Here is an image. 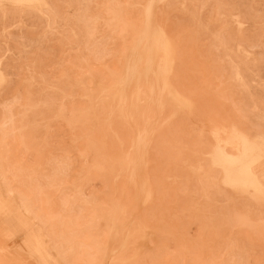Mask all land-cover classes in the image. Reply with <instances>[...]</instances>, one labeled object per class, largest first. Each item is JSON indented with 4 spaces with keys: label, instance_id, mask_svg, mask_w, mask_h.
Returning a JSON list of instances; mask_svg holds the SVG:
<instances>
[{
    "label": "rangeland",
    "instance_id": "rangeland-1",
    "mask_svg": "<svg viewBox=\"0 0 264 264\" xmlns=\"http://www.w3.org/2000/svg\"><path fill=\"white\" fill-rule=\"evenodd\" d=\"M148 6L177 47L172 82L192 103L150 102L153 194L144 199L122 165L137 152L144 117L124 114L133 87L121 105L110 86ZM235 132L264 137V0H0V230L11 234L3 250L12 252L0 251L5 264H264V158L257 193L226 182L215 157L219 147L238 153ZM115 202L126 211L108 212ZM109 218L127 232L110 239ZM141 220L155 237L135 258L130 236Z\"/></svg>",
    "mask_w": 264,
    "mask_h": 264
},
{
    "label": "bare ground",
    "instance_id": "bare-ground-1",
    "mask_svg": "<svg viewBox=\"0 0 264 264\" xmlns=\"http://www.w3.org/2000/svg\"><path fill=\"white\" fill-rule=\"evenodd\" d=\"M16 1H32V0H16ZM37 1V0H36ZM126 1V0H125ZM148 1V0H147ZM158 1V0H157ZM39 2V0H38ZM128 4V3H126ZM147 4V3H146ZM40 6V5H39ZM146 6V5H145ZM152 6V4H151ZM151 6H148V8L146 9V19H145V23H144V26L142 27V29L140 30H137L138 34L137 35H134L136 36L134 39H136L134 42H131L133 43V45L131 46L130 44V51H129V56L128 58H125V60L128 59L127 61V64L126 62L124 63L126 65L125 69L124 67L122 68V70L124 69V71L119 75V73L113 77V75L111 74V76L114 78V82L111 84V91H112V96H115V97H118L119 100H118V103L120 101V104L121 105H125L126 101L128 100V93L127 91L129 90L128 88L130 87H133V89L131 90V93L132 95H130L129 93V97H131V102L133 103V108L132 110L130 111L129 109H126L127 111H125V115L126 117L128 118H132L135 116V114L137 112H141V115L144 117L143 119L145 120H142L144 123V127L142 129H138V133H137V137H136V153L135 155H133V153L131 154L133 157L131 158H126L128 160H125L123 161L122 165H126L127 166V169L130 170L129 173H130V179L134 182L136 188L142 193L144 199H148L152 194H153V186H152V183L150 181V178L149 176L147 175L146 173V166H147V160L145 158V156L147 155V151H148V147H149V144H150V140L152 138V135L153 133L155 132L156 130V126H155V123L152 121V117L153 116V113L151 114V111H155L156 109H154V106H151L150 105V102L153 101V103H156L158 104L159 106H164L165 102H166V97L168 98L167 100L169 101H172L174 102V104L177 105V107H185V106H189L192 102H191V99L183 94L172 82V76H171V73H172V68L174 67V63H175V58H176V51H177V47L173 41V39L167 34V32L165 31V29L159 25L155 19V16H154V12L152 10V7ZM155 6V5H154ZM108 7V6H107ZM110 7V6H109ZM144 7V6H143ZM118 11V10H117ZM119 11L121 12V9H119ZM145 11V10H144ZM119 14V13H118ZM115 16V15H114ZM113 18L116 19L117 16H115ZM122 17V15H121ZM112 18V19H113ZM111 19V18H110ZM123 19V18H122ZM143 19V20H144ZM125 20V19H124ZM127 21V20H125ZM124 21V22H125ZM122 23L123 24H126V22L124 23L123 21H118L117 23ZM128 22V21H127ZM118 25V24H117ZM129 26L131 25V23H128L126 24V26ZM143 25V24H142ZM141 25V26H142ZM116 26V25H115ZM125 26V28H126ZM133 24L129 27H132ZM115 28V27H114ZM133 28H135L133 26ZM132 28V29H133ZM123 32V29L121 30ZM120 31V32H121ZM121 32V33H122ZM120 36H123L120 35ZM128 36V35H127ZM126 45H124L125 47ZM122 47V46H120ZM129 46H126L125 48H127ZM129 50V48H127ZM123 50V49H122ZM125 50V49H124ZM126 50V52L128 51ZM124 53V51H122ZM125 52V53H126ZM128 53V52H127ZM126 53V54H127ZM128 55V54H127ZM114 56V55H113ZM127 57V56H126ZM118 60V59H117ZM106 64V63H105ZM107 65V64H106ZM115 66V65H113ZM108 67V65H107ZM91 68L89 67V70ZM107 70H109L107 68ZM113 70V69H112ZM111 71L109 70V73ZM119 72V71H118ZM121 72V71H120ZM88 73V72H86ZM85 73V74H86ZM94 72H92V74L88 73L90 76H93ZM113 73V72H112ZM87 74V75H88ZM115 75V74H114ZM96 76V74H95ZM94 76V78H96ZM98 77V76H97ZM116 77V78H115ZM84 78V77H82ZM93 78V77H92ZM112 78V79H113ZM98 79V78H97ZM97 79H93L95 82H98L96 81ZM84 80V79H83ZM81 80V81H83ZM93 80H92V83H93ZM79 82V81H77ZM84 82V81H83ZM82 82V83H83ZM91 83V84H92ZM84 84V83H83ZM98 84H100L98 82ZM102 84V83H101ZM100 84V88L101 90H105L102 88ZM90 85V84H89ZM88 85V86H89ZM94 84H92L91 86H93ZM87 86V85H86ZM88 86H87V89H88ZM90 86V87H91ZM97 83H96V87H97ZM95 87V85H94ZM92 87V88H94ZM104 87V86H103ZM106 87V86H105ZM109 87V86H108ZM106 87V90L107 88ZM147 88L149 89V93L151 92L152 95L151 96V100L148 101L146 100L145 103H143V100H142V97H143V92H144V88ZM98 91L101 92V90H99L98 88H96ZM95 89V91H96ZM94 89H92L93 91ZM110 90V89H109ZM87 91V90H86ZM90 91V90H89ZM88 91V92H89ZM94 94H96L97 92H94ZM103 93V92H102ZM88 94V93H86ZM92 94V93H90ZM98 94V93H97ZM96 94V95H97ZM100 94V93H99ZM70 96V94H69ZM106 96V95H105ZM166 96V97H165ZM81 97V96H79ZM85 97V95L83 96ZM87 97V95H86ZM96 98V96H94ZM132 97L134 98L132 100ZM88 98H91L92 100V95L91 97H89L88 95ZM95 98L93 100H95ZM114 98V97H113ZM147 98V97H146ZM150 98V97H149ZM148 98V99H149ZM152 103V102H151ZM152 103V104H153ZM170 103V102H168ZM155 104V105H156ZM173 104V103H172ZM94 105V104H93ZM157 105V106H158ZM118 106V105H117ZM130 106V105H129ZM128 106V102H127V107L129 108ZM157 106H155L156 108H158ZM92 107V105H91ZM123 107V106H121ZM119 107V108H121ZM153 107V108H152ZM94 108V107H93ZM126 107H123V111L125 110ZM163 108V107H162ZM182 108V110H183ZM188 108V107H187ZM191 108V107H190ZM190 108L188 109V111L190 112ZM160 109V108H159ZM159 109H157V111L159 112ZM181 109V108H180ZM62 110H65V109H62ZM121 112V110H120ZM156 112V111H155ZM162 112V111H161ZM160 112V113H161ZM157 113V112H156ZM154 113V115L156 114ZM61 114V113H59ZM73 114V113H72ZM90 114V113H89ZM122 114V115H124ZM159 114V113H158ZM76 116V115H75ZM63 117V115H62ZM67 116H65L66 118ZM72 118H77L76 117H71V121L73 120ZM126 118V119H127ZM68 119V118H67ZM74 119V120H75ZM82 119V118H81ZM80 119V120H81ZM84 119V118H83ZM72 121V122H75V121ZM79 120V119H77ZM76 120V121H77ZM128 120V119H127ZM84 122V121H81V123ZM167 122V121H166ZM100 123V122H99ZM132 123V122H131ZM136 122H134V125H135ZM137 124V123H136ZM133 125V124H132ZM136 132V131H135ZM17 137V136H16ZM23 137V136H22ZM21 137V138H22ZM233 138H236L238 139V153H235V154H232L230 152H228L226 149L224 148H221L219 147L215 153V157H216V160H217V163L220 164L225 173H226V182L236 186V187H239V188H242V189H248L250 187H253L255 189V191L257 193H262L263 192V189H262V182L260 180V177L259 175L255 172L257 167H256V163H258L259 161H261L263 158H264V137L262 136H247L243 133H239V132H235L233 134ZM16 139V138H15ZM21 142L22 139H20ZM18 143H19V140H17ZM91 140H89L88 142H90ZM135 141V140H134ZM3 143V142H2ZM23 144V143H21ZM20 144V145H21ZM102 144V143H101ZM134 144V145H135ZM2 148V147H1ZM130 149V148H129ZM134 150V149H133ZM132 150V151H133ZM141 150L140 154L139 151ZM80 151V150H79ZM135 151V150H134ZM129 152V151H128ZM81 153V156H82V152L80 151ZM128 154V153H127ZM130 155V156H131ZM25 157V156H24ZM93 157V155H92ZM98 157V156H97ZM96 157V158H97ZM106 157V156H105ZM94 158H95V155H94ZM93 158V159H94ZM98 158H101L98 157ZM97 158V160H98ZM102 159V158H101ZM101 159L98 160L101 161ZM125 159V158H123ZM109 160V158L107 159ZM117 160V159H116ZM119 160V159H118ZM95 160H93V163H94ZM104 161V160H103ZM102 161V163H104ZM111 161V160H109ZM108 161V162H109ZM119 162V161H118ZM91 163V162H90ZM100 163V162H99ZM112 163V162H111ZM111 163H108V164H111ZM120 163V162H119ZM107 164V161H106V164H104V166L107 168L106 165ZM95 167L97 169H100V167L98 168V166L100 164H98V166L96 165V162L94 163ZM94 165H92L94 167ZM103 166V165H102ZM103 166V168H104ZM111 166V165H110ZM108 165V167H110ZM102 168V169H103ZM112 168V167H111ZM111 168H108L111 169ZM126 168V167H125ZM126 169V170H127ZM127 170V171H128ZM119 172H120V169H119ZM119 172H118V175H119ZM117 175V176H118ZM9 178V177H8ZM129 178V177H128ZM96 185V184H95ZM99 187V186H98ZM102 187V186H101ZM100 188V187H99ZM106 188V187H105ZM135 188V189H136ZM97 189V188H96ZM103 189V187H102ZM108 189V188H107ZM104 190V189H103ZM106 191V190H104ZM21 197V196H20ZM19 197V198H20ZM28 199V197H27ZM118 199V198H117ZM256 199V198H255ZM262 199V198H261ZM264 199V198H263ZM142 200V198H141ZM117 202L118 201H121V200H116ZM114 202V201H113ZM68 203V202H67ZM116 203V202H115ZM114 203V204H115ZM120 203V202H118ZM116 203V204H118ZM112 205L113 208H110V207H107V208H110L108 209V212L109 211H126L125 209V205H123L124 207H120L119 204L118 206H115V205ZM138 205H141V204H138ZM115 206V207H114ZM139 207V206H137ZM140 209L142 208V205L139 207ZM87 211V210H86ZM139 211V209H138ZM101 212V211H99ZM102 214V217L106 218L108 220V215L106 216H103L105 211L101 212ZM111 213V214H110ZM109 213V216L112 215L113 212H110ZM136 213V211H135ZM107 214V210H106V213ZM114 214V213H113ZM236 213L234 212V215ZM239 214V213H238ZM235 215V216H239V215ZM136 215V214H135ZM97 217V215H95ZM116 216V215H115ZM100 217V216H98ZM96 218L98 220H100L99 218ZM111 217H114L113 215ZM110 217V218H111ZM102 218V220H103ZM104 220L105 221V226H106V223L108 222L107 220ZM109 218V219H110ZM117 218V216H116ZM115 218H112L110 219L112 221L111 223V227H110V230L109 232L110 236L111 237L110 239H112L113 237H116L120 232H122L123 234H125V232H127V227H126V224H122V222L118 221L117 219ZM122 218V216H121ZM95 220V218H93ZM124 218H122L123 220ZM240 219V218H239ZM238 219V221L241 223V225H244L240 220ZM85 220V219H84ZM98 220L96 222V224H98ZM126 220V219H124ZM123 220V221H124ZM89 221V219L87 220ZM107 221V222H106ZM142 221V220H141ZM138 221L137 222V226H136V229H135V232H136V238L134 239V237L131 235L130 237L133 238V243L135 242L134 240H138V245L137 244H134V245H137V251L135 253V258H138L141 254H143V251L147 249V247H149L148 249L150 250V248L152 247V243H151V239H153L155 237V234L153 233L151 227L145 225V223L142 221ZM86 222V221H85ZM90 223L93 224V220L91 222V220L89 221ZM162 222V221H161ZM89 223V224H90ZM102 222H100V225H101ZM133 223V222H132ZM164 223V222H163ZM240 223H239V226H240ZM88 224V223H86ZM135 224V222H134ZM95 225V224H94ZM93 225V226H94ZM104 225V224H102ZM128 225V224H127ZM246 225V224H245ZM85 226V225H84ZM100 229L101 226L97 225ZM104 226V227H105ZM90 227H91V224H90ZM163 227V225H162ZM96 228V227H95ZM122 230V231H120ZM131 230H133V228L131 227L130 228V233H131ZM120 231V232H119ZM162 230H160L161 232ZM168 231V230H166ZM88 233V231H86ZM129 233V234H130ZM164 233V232H163ZM165 233H168L170 234L171 232H165ZM89 234V233H88ZM109 234V233H108ZM132 234V233H131ZM172 234V233H171ZM11 234L8 233V232H4V234L1 233V230H0V243H1V249L0 251L2 253H5V254H8V253H12V252H8V251H5L3 249L6 248V244L4 242V240L8 239L9 236ZM87 236V235H86ZM1 238H2V241H1ZM89 238V237H88ZM87 238V239H88ZM173 238V237H172ZM94 239V238H93ZM115 239V238H114ZM113 239V240H114ZM117 239V238H116ZM87 241V240H86ZM110 241V240H109ZM84 242V241H83ZM95 245L97 246V241L94 239V242ZM100 242L98 241V244ZM120 243V242H119ZM137 243V242H135ZM86 244V242L84 243ZM111 244V243H109ZM126 247L128 246V244H130L127 240V243H126ZM87 245V244H86ZM93 245V244H92ZM108 245V244H107ZM120 245V244H119ZM174 245V244H173ZM98 246H101L102 248H100V250H103V247L104 245L102 246V244L98 245ZM106 246V245H105ZM93 247V246H92ZM136 247V246H135ZM94 248V247H93ZM107 248V246H106ZM113 247H111L110 250H113L112 249ZM178 248V247H177ZM70 249V248H69ZM105 249V248H104ZM179 249H181V247L179 246ZM183 249V248H182ZM148 250V251H149ZM84 251V249H83ZM82 251V252H83ZM147 251V250H146ZM184 251V250H182ZM0 252V253H1ZM85 252V251H84ZM118 252V251H117ZM99 253V252H98ZM106 253V252H105ZM123 253L122 251H120V254L119 252L116 253L117 256L119 255V257L121 258V256H123ZM116 254L112 255L110 254V256H115L116 257ZM148 252L145 253V255L143 256L144 259L145 257H147L148 255ZM3 255V254H2ZM18 256L22 257V258H26L24 255H22L21 253H18L17 254ZM106 255V254H104ZM121 255V256H120ZM13 257H15V255H11ZM109 256V257H110ZM113 257V258H115ZM6 258V257H5ZM107 258V257H106ZM111 258V257H110ZM109 258V260H110ZM112 258V259H113ZM124 258V257H123ZM134 258V259H135ZM4 259V258H3ZM0 260V261H3L1 262V264L4 263V260ZM108 259V258H107ZM132 257H131V261H132ZM7 260V259H6ZM5 260V261H6ZM20 260V259H19ZM29 260V259H28ZM53 260V259H52ZM121 262H123L125 259H120ZM106 261V259H105ZM83 262V261H82ZM133 262V261H132ZM10 264V262L7 260V264ZM86 263V262H85ZM105 263V262H104ZM125 263V262H124ZM127 263V262H126ZM125 263V264H126ZM5 264V263H4ZM87 264V263H86ZM136 264V263H134Z\"/></svg>",
    "mask_w": 264,
    "mask_h": 264
}]
</instances>
